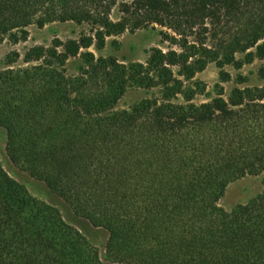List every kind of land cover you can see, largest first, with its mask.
I'll list each match as a JSON object with an SVG mask.
<instances>
[{"label":"trees","instance_id":"trees-1","mask_svg":"<svg viewBox=\"0 0 264 264\" xmlns=\"http://www.w3.org/2000/svg\"><path fill=\"white\" fill-rule=\"evenodd\" d=\"M56 23L88 33L8 58L0 129L14 165L107 233L106 262L0 161V264H264V86H221L264 60V0H0V40ZM154 26L168 48L144 63L91 52ZM212 64L216 97L198 104ZM133 90L150 96L121 109ZM246 177L262 192L226 211Z\"/></svg>","mask_w":264,"mask_h":264},{"label":"rangeland","instance_id":"rangeland-1","mask_svg":"<svg viewBox=\"0 0 264 264\" xmlns=\"http://www.w3.org/2000/svg\"><path fill=\"white\" fill-rule=\"evenodd\" d=\"M28 40L14 45L9 39L0 40V71L6 69L8 58L12 60V54L19 55L21 64L25 54L33 47H51L56 42L66 43L67 41L79 40L83 34L88 33V27L75 23L52 24L44 29L31 27L26 30ZM162 29L158 26L150 27L135 33L127 32L124 35L108 40L106 48L102 51L91 49L96 57H113L122 63H144L148 53L153 48L167 50L168 44L162 43ZM14 58V57H13ZM264 69V60L256 61L252 65L245 66L242 70L236 71L227 67L226 72L230 73L233 82L222 84L225 89V96H229L237 85L236 79L241 76L247 80L246 86H264V80L260 77ZM220 70L215 64L210 65L207 70L197 75L196 80L206 86V93L198 96L196 103L203 104L216 97L215 87L219 84ZM150 93L133 90L122 100L121 109H130L134 104L149 97ZM0 161L6 172L19 183L26 186L30 194L37 200L48 202L57 207L65 221L77 228L87 237L89 242L100 252L101 258L106 262L105 245L108 239L107 233L102 229L92 227L87 221L75 217L73 212L64 204L57 202L47 190L46 186L32 179L22 168L14 165L7 155L6 132L0 129ZM262 192V179L258 177H246L230 185L220 206L226 211H231L239 205H246L255 199Z\"/></svg>","mask_w":264,"mask_h":264}]
</instances>
